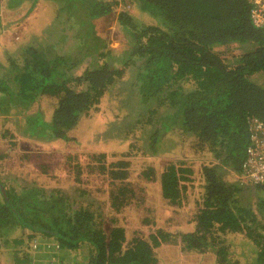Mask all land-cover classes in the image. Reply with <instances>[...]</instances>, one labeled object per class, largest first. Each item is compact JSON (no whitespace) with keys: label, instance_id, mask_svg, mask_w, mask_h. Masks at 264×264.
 <instances>
[{"label":"trees","instance_id":"trees-1","mask_svg":"<svg viewBox=\"0 0 264 264\" xmlns=\"http://www.w3.org/2000/svg\"><path fill=\"white\" fill-rule=\"evenodd\" d=\"M76 2L89 36L84 52L74 57L68 53L78 42L69 35V18L61 29L64 14L57 6L62 2H58L48 32L64 31L54 35L64 37L63 44L55 45L49 39L36 44L26 41L12 52L5 51L0 64V116L5 114L9 122L18 120V128L24 122L23 135H48L50 140L67 141L73 138L70 133L81 118L98 108L108 94L118 102L123 100L124 92L118 94L115 87L118 81L127 89L123 81L131 74L138 99L137 116L157 115L147 129L137 124L138 119H131L120 135L131 143L145 141L147 154L158 153V149L152 152L153 144L166 133L170 135L167 140H173L177 132L182 142L189 139L195 149L190 156L199 162L201 179L196 229L159 228L148 236L127 238L118 214L130 202L132 189L118 185L109 197L97 198L83 185L71 183L64 189L45 185L18 169H6L1 162L0 228L9 232L18 225L32 231L29 238L56 242L53 246L64 250V262L74 250L68 259L73 264H154L155 247L164 241L180 242L182 249L203 254L211 252L216 264H264V183L242 178V162L250 143L249 119L264 121V30L251 20L252 2ZM103 18L114 19L124 34L126 43L120 51L91 34L97 30H92L95 25L88 21L103 22ZM44 95L54 99L52 113L45 119L38 102L37 110L27 111ZM19 105H25L20 116ZM133 123L136 127L132 133L129 127ZM1 129L4 137L12 133ZM99 136L100 131L93 139ZM160 152L174 150L160 148ZM99 156L105 158L106 153L99 152ZM128 164L118 160L117 168H108L105 163L99 168L102 172L109 169V177L122 182L128 175ZM171 170L161 174L165 197L163 186L172 192L171 185L178 177ZM40 211L44 218L37 215ZM212 224H216L213 229ZM228 233H239L250 243L243 247L246 252H240L243 261L225 248Z\"/></svg>","mask_w":264,"mask_h":264},{"label":"rangeland","instance_id":"rangeland-1","mask_svg":"<svg viewBox=\"0 0 264 264\" xmlns=\"http://www.w3.org/2000/svg\"><path fill=\"white\" fill-rule=\"evenodd\" d=\"M57 3L59 8L62 7V14L65 18L61 21V29L64 20L69 18L72 24L69 35L73 38L71 40L77 39L76 42H78L68 49V53L74 57V55L84 52L86 42L89 40L80 18L79 2L76 0H26L21 5L20 20L31 19L30 13L35 12L38 21L35 24L36 29L32 32H41L43 23L52 21ZM120 5L123 3L121 2ZM115 9L117 12L118 6ZM102 20L104 21L100 20L97 23L96 20L88 21L95 25L96 29L92 27V30H97L96 33L91 32V34L96 35L101 40L105 39L110 49L120 51L126 43L124 34L117 29L114 19L105 20L103 18ZM80 22L81 27H78ZM74 26L78 27V31ZM53 42L55 45H61L64 41L62 42L58 38ZM123 82V84H128L127 89L118 81L115 87L118 94L124 92L123 96L119 95V97L122 96L123 100L118 102V98H114L110 94L105 96V100L101 102L98 108L90 110L81 118L76 128L70 133L73 138L67 141L50 140L48 135H23L26 126L22 125L24 122H20L21 120H19L20 128L15 123L18 120L6 124L7 131L9 134L12 132L13 137L4 138L2 136L0 140V162L6 169H18L17 171L27 178H35L37 182L45 185L56 184L63 189L70 186L71 183L83 185L85 190H89L97 198L109 197L112 192L116 191L118 185L127 186L132 189L133 195L128 205L124 206L118 214L119 222L124 226L127 238L134 235L148 236L159 228L183 232L196 229L197 200L199 201L201 179L199 162L196 157H193L195 149L190 147L189 139L186 143L179 140L178 132L173 140H167L170 135L166 133L161 141L155 142L152 152H156L158 149L156 154H147L145 141L131 143L121 136L120 134L124 132L125 126H127L126 122L129 123L131 119H138L137 124L146 128L147 125L150 126V120L157 115L143 113L137 116L136 104L138 99L135 98L136 90L132 84L134 80L131 74L125 75ZM121 86L124 87L121 88ZM52 100L54 99L48 95L39 97L29 106L27 111L37 110L39 103L44 113V116L42 114L43 118H47L52 113ZM24 108L25 105L17 106L18 116L21 115ZM39 126L42 127V125ZM114 126L117 129H111ZM135 127L134 123L129 127L132 133ZM42 131L43 129L37 132ZM99 131V138L93 139L95 135L99 134ZM170 141L173 142L171 146L168 145ZM168 146L174 152L162 154L160 148L169 149ZM128 150L132 152L125 154ZM135 150L141 153H137ZM99 152H105V158L100 157ZM191 153L193 155L190 156ZM96 154H98L97 158ZM118 160H126L129 163L127 166L128 175L122 182L119 179L112 180L109 177V169L106 168L102 172L99 168L101 163H105L108 168H117L119 167L117 166ZM171 169L176 172L178 177L171 185L172 192L163 186L166 193L165 197L162 194L161 174H168L172 172ZM37 215L45 217L41 211L37 212ZM215 226L216 224H212V229ZM14 227L16 228L12 229L7 240L0 244V259L6 258L5 253L8 245H11L10 243L13 245V250H19V244L12 241V237L19 234L21 229L24 232L26 228ZM36 239L33 241L38 245L40 241ZM224 240L225 248L243 261L240 252L241 250L244 251L243 247L246 249V246H250V243L246 242V239L239 233H228L224 236ZM48 243L52 246L56 244L53 241ZM42 247L40 245L37 249H43L44 252L52 251L51 248L47 249L44 245ZM154 252L157 256L154 264H216L211 252L203 254L195 250L182 249L181 243L176 241H164L155 247ZM73 255L74 250L70 251L69 258ZM51 259L55 261L54 264H73L68 262V259L64 262V258L60 259L56 255Z\"/></svg>","mask_w":264,"mask_h":264},{"label":"crops","instance_id":"crops-1","mask_svg":"<svg viewBox=\"0 0 264 264\" xmlns=\"http://www.w3.org/2000/svg\"><path fill=\"white\" fill-rule=\"evenodd\" d=\"M26 0H0V64L1 62H4V55L5 51H11V49L14 50V47L16 46V42L20 41L21 39H25L28 42L40 40H47L54 41L58 38L64 40V37H58L54 35H57L58 33H63L64 31L57 30L55 34H53L50 30V33L48 32V25L52 24L51 21L44 22L43 23V29L41 32H32L35 28V24L38 21L37 16L35 12H31V19L21 21L20 20V10L21 5L25 3ZM54 28V25H53ZM53 34V35H52ZM24 35V36H23ZM54 39V40H53ZM2 115V114H1ZM5 114L3 116H0V140L2 138V129L6 128V124H9L11 122L6 121L4 119ZM7 133H9L6 130ZM8 137H13L12 133ZM6 138V137H4ZM5 141V140H4ZM1 143V141H0ZM15 144V142H12ZM18 228H24L21 226L16 225ZM16 228V227H13ZM12 228V229H13ZM12 229L7 232V229L0 228V244L4 241H6L7 236L12 231ZM23 229L19 231V234L16 236H13L12 241L19 244V250H13V245H8V249L6 250V258L0 259V264H54L55 261L51 259V256L54 258V255L58 256L60 259L64 258V250H58L56 246H52L50 252L45 251L43 249H37L41 245H44L45 248H49L48 242H51L52 240H40L35 238H29V234L32 233L30 229ZM33 239L39 240L40 243L34 246ZM11 241V242H12ZM56 245V244H53ZM54 250V251H53ZM28 253V255H26ZM6 259V260H5Z\"/></svg>","mask_w":264,"mask_h":264},{"label":"built area","instance_id":"built-area-1","mask_svg":"<svg viewBox=\"0 0 264 264\" xmlns=\"http://www.w3.org/2000/svg\"><path fill=\"white\" fill-rule=\"evenodd\" d=\"M250 1L252 2L251 20L264 30V0ZM248 124L250 143L242 162V178L255 183H264V121L258 117H251Z\"/></svg>","mask_w":264,"mask_h":264},{"label":"flooded vegetation","instance_id":"flooded-vegetation-1","mask_svg":"<svg viewBox=\"0 0 264 264\" xmlns=\"http://www.w3.org/2000/svg\"><path fill=\"white\" fill-rule=\"evenodd\" d=\"M21 42H26V40L25 39H21L20 41H17L16 43V46L14 47V49L15 48H17L18 49V45L21 43ZM7 51V50H6ZM16 51V50H15Z\"/></svg>","mask_w":264,"mask_h":264}]
</instances>
